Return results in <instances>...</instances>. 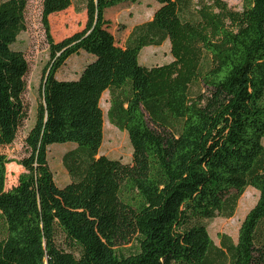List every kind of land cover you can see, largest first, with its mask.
<instances>
[{
    "label": "trees",
    "instance_id": "obj_1",
    "mask_svg": "<svg viewBox=\"0 0 264 264\" xmlns=\"http://www.w3.org/2000/svg\"><path fill=\"white\" fill-rule=\"evenodd\" d=\"M28 1L0 0V147L27 116L29 64L14 45ZM139 1L80 0L84 27L55 41L49 16L75 0H43L50 58L24 171L9 189L0 152V264H264V0L239 11L224 0H155L153 17L120 43L105 12ZM167 40L171 62H140L143 48ZM82 50L90 59L79 76L58 79ZM202 86L225 95L212 111L197 99ZM106 91L130 163L99 155ZM67 142L71 181L59 186L48 147ZM249 186L259 197L237 242L222 233L217 246L206 220L233 216Z\"/></svg>",
    "mask_w": 264,
    "mask_h": 264
},
{
    "label": "rangeland",
    "instance_id": "obj_2",
    "mask_svg": "<svg viewBox=\"0 0 264 264\" xmlns=\"http://www.w3.org/2000/svg\"><path fill=\"white\" fill-rule=\"evenodd\" d=\"M233 10L242 9L243 0H224ZM43 0H29L25 10L26 29L20 33L14 47L24 52L29 64L26 75L27 90L24 96L27 106V116L19 128L16 139L12 144L0 147V152L5 153L9 158L7 164L6 188L16 185L19 175L24 171L19 161L28 155L25 138L34 125L37 106L40 101V85L44 68L49 61V43L42 22ZM80 4V0H75L73 6L53 13L49 16L51 35L55 41L82 29L86 22V12L78 11L75 7ZM155 0H140L134 4H125L107 10L106 17L111 20V30L118 42L123 43L135 24L150 20L157 9ZM90 54L80 51L73 55L58 70V79H75L79 76ZM140 62L150 66L162 65L173 60L170 41H166L161 46H147L143 48L139 55ZM202 107L206 111L214 110L221 104L225 95L213 92L202 86V92L197 97ZM103 110V142L99 155H105L111 159H120L125 163L132 161L133 147L129 140L128 133L112 125L108 119L109 93L106 91L101 98ZM264 144V137H263ZM72 142L54 143L48 147V161L54 173V178L59 186H65L71 181V177L63 163V155L75 148ZM259 191L249 186L240 196L233 216H215L206 220L208 232L217 246L221 245L219 235H227L234 243L238 240L239 229L248 211L256 204ZM120 251L129 252L134 249L132 244L123 245ZM228 258V257H227ZM225 258L221 264H228Z\"/></svg>",
    "mask_w": 264,
    "mask_h": 264
},
{
    "label": "crops",
    "instance_id": "obj_3",
    "mask_svg": "<svg viewBox=\"0 0 264 264\" xmlns=\"http://www.w3.org/2000/svg\"><path fill=\"white\" fill-rule=\"evenodd\" d=\"M156 6L158 7V4H156ZM88 58L90 59V56Z\"/></svg>",
    "mask_w": 264,
    "mask_h": 264
}]
</instances>
